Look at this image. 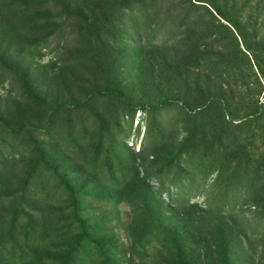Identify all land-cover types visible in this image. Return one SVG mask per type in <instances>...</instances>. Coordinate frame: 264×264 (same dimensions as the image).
Returning a JSON list of instances; mask_svg holds the SVG:
<instances>
[{
    "label": "rangeland",
    "instance_id": "obj_1",
    "mask_svg": "<svg viewBox=\"0 0 264 264\" xmlns=\"http://www.w3.org/2000/svg\"><path fill=\"white\" fill-rule=\"evenodd\" d=\"M95 1H0V264L261 263L264 213L244 186L225 189L228 175L215 180L207 144L188 142L197 28L170 0ZM174 1L201 5L198 31H213L211 0ZM244 2L217 4L232 15ZM241 16L264 35V0Z\"/></svg>",
    "mask_w": 264,
    "mask_h": 264
},
{
    "label": "trees",
    "instance_id": "obj_2",
    "mask_svg": "<svg viewBox=\"0 0 264 264\" xmlns=\"http://www.w3.org/2000/svg\"><path fill=\"white\" fill-rule=\"evenodd\" d=\"M8 1V0H0ZM50 1V0H49ZM48 0H41L40 3H29L30 6L44 5ZM57 1V0H53ZM218 0L210 1V9L217 17L226 22L229 27V34L221 37L215 33L214 29L222 28L220 22L208 11H204L211 21L214 20L213 31L199 32L202 15L196 11L202 9L201 5L195 6L187 2L185 5L170 0L172 12L183 10L181 15V25H191L197 28V38L195 42L187 43L184 54L188 55L187 68H192L195 62V74L199 88L196 93L199 95V110L195 111L192 117H197L196 127L192 129L188 142L194 144L199 137L203 144H207L206 151L213 154L216 165L212 170L215 173V180H219L223 175H228L224 179L227 181L225 189L238 183L244 186V196L251 198V205L255 212L264 213V35L258 36L256 31H247L243 24H240L241 10L245 9V4L238 7L232 15H225L217 4ZM127 1L118 3L110 0H96L95 3L101 6L115 7V12L126 6ZM146 2L154 5L163 3L162 0H134L140 7H146ZM168 4V1H167ZM204 9V8H203ZM247 9V8H246ZM168 10V11H169ZM78 17L83 20L81 14ZM194 18V19H193ZM204 25H202L203 27ZM224 27V26H223ZM189 36V35H188ZM195 35H192L193 40ZM229 40V45L224 44L225 39ZM187 40V41H189ZM184 56H182L183 58ZM193 57V58H192ZM194 60V62L192 61ZM109 93L116 98H121V92L114 88ZM182 96V103L188 112L189 90ZM262 93V95H260ZM197 100V99H196ZM173 99H164L157 107H167ZM190 113H187V115ZM212 124H211V123ZM215 127V133L207 138V131ZM207 139H210L207 142ZM213 149V150H211ZM48 167L47 162L43 163ZM49 168V167H48ZM55 176V172H52ZM224 189V190H225ZM229 189L226 191L228 192ZM243 193L238 194V197ZM0 201H2L0 199ZM16 212V211H15ZM10 217L13 224L17 213ZM257 242L263 233L257 234ZM261 237V238H260ZM260 238V239H259ZM263 254L257 260L264 264Z\"/></svg>",
    "mask_w": 264,
    "mask_h": 264
}]
</instances>
